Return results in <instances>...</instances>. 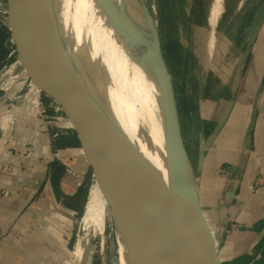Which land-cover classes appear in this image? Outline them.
<instances>
[{"label":"crops","instance_id":"crops-1","mask_svg":"<svg viewBox=\"0 0 264 264\" xmlns=\"http://www.w3.org/2000/svg\"><path fill=\"white\" fill-rule=\"evenodd\" d=\"M244 30L214 66L222 93L203 103L193 84L187 87L190 106L199 108L195 163L190 159L204 217L219 235L220 264H264V24L242 66ZM13 48L8 42V62L19 61L18 52L9 57ZM219 70L229 71L223 77ZM44 94L23 66L0 88V264H61L86 206L95 147L74 126L50 119L55 103ZM228 110L200 161L201 137L207 140Z\"/></svg>","mask_w":264,"mask_h":264},{"label":"water","instance_id":"water-1","mask_svg":"<svg viewBox=\"0 0 264 264\" xmlns=\"http://www.w3.org/2000/svg\"><path fill=\"white\" fill-rule=\"evenodd\" d=\"M111 2L142 51L148 54V66L159 86L167 150L165 172L131 139L112 110L91 64L70 46L46 0H8L10 31L19 61L47 93L67 104L74 128L94 145V168L102 165L122 259L124 255L130 264H220L219 235L210 229L203 214L156 18L146 0ZM263 24L264 2L244 30L242 66ZM190 48L192 51V43ZM229 112L207 140L201 137L200 161ZM122 244L126 246L124 254Z\"/></svg>","mask_w":264,"mask_h":264},{"label":"rangeland","instance_id":"rangeland-1","mask_svg":"<svg viewBox=\"0 0 264 264\" xmlns=\"http://www.w3.org/2000/svg\"><path fill=\"white\" fill-rule=\"evenodd\" d=\"M146 2L160 30L163 51L174 82L184 141L195 163L198 144L196 121L199 108L195 103L190 106V97L193 98V96L187 93L189 69L193 91L199 92L203 103L207 101V98L214 101L222 93L224 87V81L214 66L216 63L224 62L225 49L231 47L238 39H242L240 32L245 29L264 0H222L216 25L211 20L216 0H146ZM8 42L16 46L12 34ZM191 43L195 46L193 59L189 49ZM21 69L15 73H19ZM228 71L219 70L223 77ZM1 86L2 83H0V88ZM44 97L59 106L57 111L59 115L68 116L69 108L65 102L58 101L56 97L47 92ZM204 126L205 132L208 133V124L204 123ZM97 170L101 172L106 197H108L103 229L94 225L88 227L84 224L82 219L84 206L76 219L73 248L68 251V256H63L61 264H122L123 262L101 164L97 165ZM97 170L93 166L90 171L87 200L97 174L100 173H97ZM122 247L124 251L123 244Z\"/></svg>","mask_w":264,"mask_h":264},{"label":"bare ground","instance_id":"bare-ground-1","mask_svg":"<svg viewBox=\"0 0 264 264\" xmlns=\"http://www.w3.org/2000/svg\"><path fill=\"white\" fill-rule=\"evenodd\" d=\"M46 2L58 18L70 46L91 64L100 86L109 96L112 110L131 139L165 172L167 150L159 86L148 66V54L126 28L111 0ZM221 2H215L211 17L214 25L220 15ZM107 198L102 175L98 173L82 218L86 226L103 229ZM123 264H130L124 255Z\"/></svg>","mask_w":264,"mask_h":264},{"label":"built area","instance_id":"built-area-1","mask_svg":"<svg viewBox=\"0 0 264 264\" xmlns=\"http://www.w3.org/2000/svg\"><path fill=\"white\" fill-rule=\"evenodd\" d=\"M3 1V2H2ZM0 1V26H5L10 30V8H9V4H8V0H2ZM5 2V3H4ZM11 32V31H10ZM17 52V48L16 46L11 50L9 57L14 56V54ZM22 68V64L20 61H13L11 63L6 62L3 64V66L0 68V83H4L5 80L13 75L18 69ZM33 102H27L25 103V107H29ZM56 112L59 109V106L57 104H54ZM40 113L44 114L47 112V109L45 107H41L39 108ZM50 119H54L57 122H59L61 124V126L64 129H68V128H72L73 124L71 122V119L68 116H64V115H59L58 113H56V115H54L52 118ZM60 133L57 132L55 135H59Z\"/></svg>","mask_w":264,"mask_h":264},{"label":"trees","instance_id":"trees-1","mask_svg":"<svg viewBox=\"0 0 264 264\" xmlns=\"http://www.w3.org/2000/svg\"><path fill=\"white\" fill-rule=\"evenodd\" d=\"M10 30L5 26H0V68L7 62V40L10 38Z\"/></svg>","mask_w":264,"mask_h":264},{"label":"flooded vegetation","instance_id":"flooded-vegetation-1","mask_svg":"<svg viewBox=\"0 0 264 264\" xmlns=\"http://www.w3.org/2000/svg\"><path fill=\"white\" fill-rule=\"evenodd\" d=\"M190 45H191V44H190ZM189 47H190V46H189ZM193 48H194V50H192V51H191V48H189V49H190V53H191V55H192V59H193V54L195 53V52H194V51H195V46H194V45H193ZM190 63H191V62H190ZM190 63H189V64H190Z\"/></svg>","mask_w":264,"mask_h":264}]
</instances>
